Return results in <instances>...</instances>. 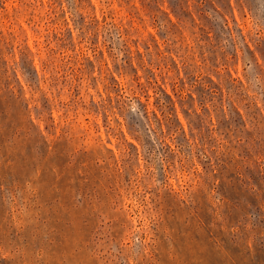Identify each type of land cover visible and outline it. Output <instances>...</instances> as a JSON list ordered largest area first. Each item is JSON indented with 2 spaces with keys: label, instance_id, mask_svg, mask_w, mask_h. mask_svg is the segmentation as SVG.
Listing matches in <instances>:
<instances>
[{
  "label": "rangeland",
  "instance_id": "obj_1",
  "mask_svg": "<svg viewBox=\"0 0 264 264\" xmlns=\"http://www.w3.org/2000/svg\"><path fill=\"white\" fill-rule=\"evenodd\" d=\"M0 264H264V0H0Z\"/></svg>",
  "mask_w": 264,
  "mask_h": 264
}]
</instances>
